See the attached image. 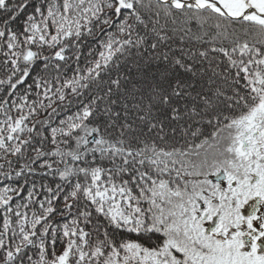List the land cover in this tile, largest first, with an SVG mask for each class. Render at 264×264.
I'll use <instances>...</instances> for the list:
<instances>
[{
	"label": "snow or ice",
	"instance_id": "snow-or-ice-1",
	"mask_svg": "<svg viewBox=\"0 0 264 264\" xmlns=\"http://www.w3.org/2000/svg\"><path fill=\"white\" fill-rule=\"evenodd\" d=\"M0 264H264V0H0Z\"/></svg>",
	"mask_w": 264,
	"mask_h": 264
}]
</instances>
